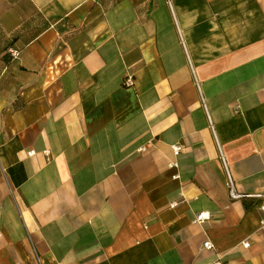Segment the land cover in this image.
<instances>
[{"label":"crops","instance_id":"crops-1","mask_svg":"<svg viewBox=\"0 0 264 264\" xmlns=\"http://www.w3.org/2000/svg\"><path fill=\"white\" fill-rule=\"evenodd\" d=\"M226 169L264 193V0H0V264H264Z\"/></svg>","mask_w":264,"mask_h":264},{"label":"built area","instance_id":"built-area-1","mask_svg":"<svg viewBox=\"0 0 264 264\" xmlns=\"http://www.w3.org/2000/svg\"><path fill=\"white\" fill-rule=\"evenodd\" d=\"M7 52L9 53V55L16 59L19 56V50L14 48V47H8L7 48ZM132 84V78L130 76H127V78L125 79V85H131ZM182 149V145L179 143H176L174 145H172V152L174 155H178L180 153ZM32 153V152H30ZM45 154H47V151L44 152ZM221 160L225 165V161L223 156H221ZM170 167H176L177 163L175 161H171L169 163ZM226 167V165H225ZM227 172V186H228V194L229 197L232 199H241V198H245V199H253V198H264V193H244V192H239L236 190L232 177L230 175V173L228 172V170L226 169ZM177 176V175H174ZM261 209V211L264 213V203H262L259 207ZM209 213L206 211H199L198 213L195 214L194 217V222L195 223H203L205 221H207L209 219ZM260 226L264 229V218L261 219L260 221ZM244 245H247V242L245 241L243 243ZM203 248L205 249H211L212 248V243L209 240H205L202 244ZM213 264H222L221 261H216Z\"/></svg>","mask_w":264,"mask_h":264},{"label":"rangeland","instance_id":"rangeland-1","mask_svg":"<svg viewBox=\"0 0 264 264\" xmlns=\"http://www.w3.org/2000/svg\"><path fill=\"white\" fill-rule=\"evenodd\" d=\"M37 260V259H36Z\"/></svg>","mask_w":264,"mask_h":264}]
</instances>
